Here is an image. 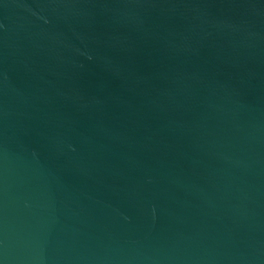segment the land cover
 I'll return each instance as SVG.
<instances>
[{
	"label": "water",
	"instance_id": "water-1",
	"mask_svg": "<svg viewBox=\"0 0 264 264\" xmlns=\"http://www.w3.org/2000/svg\"><path fill=\"white\" fill-rule=\"evenodd\" d=\"M0 264H264V0H0Z\"/></svg>",
	"mask_w": 264,
	"mask_h": 264
}]
</instances>
